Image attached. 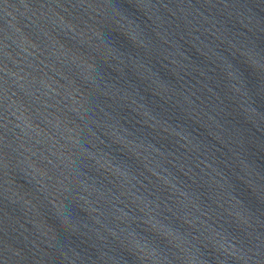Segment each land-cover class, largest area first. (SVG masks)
Masks as SVG:
<instances>
[{"label": "water", "instance_id": "obj_1", "mask_svg": "<svg viewBox=\"0 0 264 264\" xmlns=\"http://www.w3.org/2000/svg\"><path fill=\"white\" fill-rule=\"evenodd\" d=\"M0 264H264V0H0Z\"/></svg>", "mask_w": 264, "mask_h": 264}]
</instances>
